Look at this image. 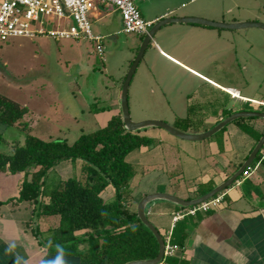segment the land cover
Here are the masks:
<instances>
[{
    "label": "crops",
    "instance_id": "1",
    "mask_svg": "<svg viewBox=\"0 0 264 264\" xmlns=\"http://www.w3.org/2000/svg\"><path fill=\"white\" fill-rule=\"evenodd\" d=\"M187 1L191 3L193 0ZM138 3L143 19L152 27L170 17L226 22L216 8L182 9L185 3L175 5V1L169 3L165 0H137ZM100 5L106 13L102 18L97 14L98 18L107 19L111 13H116L114 7ZM118 20L122 25L121 17ZM234 22L241 21H229ZM118 32L117 26L105 27L102 35L95 37H107L115 42ZM143 40L142 37L139 44H132L136 50L132 59L138 55ZM231 42L226 30L193 24H171L161 28L149 43L137 68V71L141 69L140 76H144L139 79L137 93L143 92L144 102L170 93L172 101L176 102V118L188 122L184 129L175 128L190 135L204 134L236 113L259 112V108L248 102L264 101L263 79L258 83L247 78L220 80L206 71L208 64L217 59L223 58L227 64H223L221 70L230 66L231 61L237 62L238 53L235 58L230 51ZM132 64L122 68L120 77L125 79ZM186 73L190 77H186ZM176 85L181 86L178 89ZM235 93L238 98L234 99L231 94ZM116 96L118 98V94ZM119 98L113 102L115 110L112 117L122 113L121 96ZM195 103L212 108L193 112ZM245 105L248 109L243 108ZM161 131L142 133L152 143L132 157L131 164L137 171L134 185L139 183L140 169L142 177L153 175L163 179L167 188L159 190L152 187L142 195L143 198L151 194H166L189 202L209 194L242 168L263 137L264 119L234 121L213 137L197 142L181 140ZM156 149L160 150L158 164L148 158ZM257 158L247 170V175L241 176L223 192V202L215 210L186 216L174 223V215L188 208L167 200H157L150 204H153L150 209L147 207V215L153 217L150 222L162 236L171 235L172 239L185 236L184 247L169 256L170 263L163 260L161 264H264V161ZM134 160L141 162L140 165H135ZM25 179V174L0 172V202L17 198ZM29 214L30 210L24 204L1 206L0 264H78L75 258L49 249L53 238L43 241L32 235L24 225V221L30 218ZM37 221L40 226L53 228L57 225L53 217ZM39 239L45 245H41Z\"/></svg>",
    "mask_w": 264,
    "mask_h": 264
},
{
    "label": "rangeland",
    "instance_id": "2",
    "mask_svg": "<svg viewBox=\"0 0 264 264\" xmlns=\"http://www.w3.org/2000/svg\"><path fill=\"white\" fill-rule=\"evenodd\" d=\"M166 1L169 3L175 1V5L185 3L182 9L216 8L224 17L226 22L223 23L226 24H230L229 21L264 24V0H193L191 3L187 0ZM137 5L140 9L139 3ZM115 12L111 13L109 18L102 20L106 9L96 2L95 10L89 14L94 36L102 35L105 27H118L119 32L115 35V42L107 37L102 40L103 55L97 51V42L68 38L57 41L49 37L48 32L68 31L74 24L72 20H58L55 17L43 18L44 25L41 26L45 31L43 36L34 39H15L6 43L0 40V95L29 110V113L13 127H4L0 123L1 153H10L17 144L23 146L27 136L47 141L66 140L74 143L82 133H92L112 118L115 110L113 102L121 96L120 88L123 87L126 79L120 77V72L136 59L137 55L134 60L132 59L133 53H136L132 44L136 42L139 44L142 37L144 39V36L124 33L123 24L121 25L118 20L121 15L117 10ZM97 14L101 15V18H98ZM226 33L233 43L230 51L234 56L238 53L239 62L233 60L230 66L221 70V66L226 62L223 58L217 59L214 64L212 62L208 64L206 71L220 80L230 78L229 80L235 81L247 78L252 80L251 82L263 81L264 70L261 69L264 65V31L248 28L240 31L226 30ZM228 69L229 72L226 73ZM140 72L141 69L137 71L130 86L129 106L132 120L160 121L174 128H186L188 122L180 121L175 116L178 113L174 108L176 102L172 101L169 92L159 98L147 99L145 104L143 92L137 93L139 79L144 78L143 74L140 76ZM185 76L190 77L189 73ZM262 83L264 87V81ZM176 86L179 89L181 85ZM158 99H161V102ZM211 108L210 105L193 104V112L202 109L209 111ZM243 108L247 109V105ZM260 109L264 112V108ZM25 123L27 126L24 125ZM152 130L162 132L161 129L152 127L143 129L142 133ZM159 151L156 149L148 158L157 163L160 158H158ZM137 152L139 151H135L127 158L129 163L133 162L132 157ZM134 163L139 166L141 162L134 160ZM157 164L155 166H158ZM73 174L78 178L83 177L80 163L74 171L71 166L59 168L52 173L51 179L56 181L60 176L68 177ZM142 176L139 169V183L134 185L135 178L134 183L132 182V196L135 200L133 205L136 207L143 199L142 195L150 189L154 187L159 190L167 189L163 179L155 178L153 175L146 178ZM103 197L106 200L113 198L112 189ZM152 205L148 208L150 209ZM40 219H44V216ZM148 219L153 221L150 215ZM39 230L41 231L39 237L43 241L50 240L57 234L49 225H41ZM164 260L171 262L169 257H165Z\"/></svg>",
    "mask_w": 264,
    "mask_h": 264
},
{
    "label": "trees",
    "instance_id": "3",
    "mask_svg": "<svg viewBox=\"0 0 264 264\" xmlns=\"http://www.w3.org/2000/svg\"><path fill=\"white\" fill-rule=\"evenodd\" d=\"M28 113L27 108L0 95V123L4 126L13 127ZM151 141L142 130L129 132L122 113L113 116L106 126L82 133L74 143L27 136L23 146L17 144L10 153L0 152V172L26 177L18 197L0 202V208L26 205L30 218L24 225L36 238L41 234L36 219L55 218L57 225L52 230L57 234L48 247L75 258L78 264L154 260L159 255V244L138 218L131 189L137 171L127 161L135 151L149 147ZM257 157L264 161L262 153ZM79 163L82 178L73 174L52 181V173L59 168L71 166L74 171ZM110 189L113 198L106 200L103 195ZM162 237L165 240L167 236ZM184 241L185 236L174 237L172 244L178 243L179 250ZM39 243L45 245L41 240Z\"/></svg>",
    "mask_w": 264,
    "mask_h": 264
},
{
    "label": "built area",
    "instance_id": "4",
    "mask_svg": "<svg viewBox=\"0 0 264 264\" xmlns=\"http://www.w3.org/2000/svg\"><path fill=\"white\" fill-rule=\"evenodd\" d=\"M109 5L118 10L123 23V32L146 36L152 26L146 22L137 6V0H0V40L7 42L15 39H34L45 35L41 28L43 18L55 17L58 20H72L73 25L68 31L48 32V36L55 40L86 39L97 42V51L104 54L101 45L102 37H95L89 20V14L95 10V3ZM232 98L238 95L231 94ZM257 108H264V101L248 102ZM264 155V147L261 152ZM247 175V171L242 175ZM224 199V194L202 204L189 207L174 215L173 222L183 220L186 216H196L198 213H208L219 208ZM164 258L172 256L178 247L172 244L171 235L164 240Z\"/></svg>",
    "mask_w": 264,
    "mask_h": 264
},
{
    "label": "water",
    "instance_id": "5",
    "mask_svg": "<svg viewBox=\"0 0 264 264\" xmlns=\"http://www.w3.org/2000/svg\"><path fill=\"white\" fill-rule=\"evenodd\" d=\"M171 24H193V25H199V26L209 27L213 29L228 30V31H240V30H244L248 28H258L264 31V24L252 23V22H247V23L239 22V23L226 24V23H218V22L209 21V20L202 19V18L180 19V18H173V17L165 18L157 22L149 30L148 35H146V37L144 38L143 43L138 52V55L136 59L134 60L133 64L131 65L127 73L126 79L124 81V84H123L122 94H121V112H122L125 128L129 132H137V131H140L146 128L155 127V128H159V129H162L168 132L170 135L178 139L185 140V141H191V142H197V141L207 140L213 137L214 135L222 131L225 127H227L229 124L239 119H246V118L264 119V113H261V112H239L225 119L220 124H218L216 127H214L212 130L204 134H200V135H190V134L183 133L177 130L176 128L170 126L169 124L160 122V121L146 120L142 122H134L132 120L131 113H130V106H129V91H130L132 80L136 74L137 68L142 58L144 57L145 51L148 48L149 43L154 38L155 34L161 28L171 25ZM263 147H264V135L262 139L260 140V142L258 143V145L256 146V148L254 149V151L249 156L246 163L242 166V168L226 183L217 187L216 189L211 191L209 194L203 196L202 198L187 202V201L178 199L174 196L166 195V194H151V195L145 196L141 200V202L138 204L137 215L140 221L154 234L155 238L157 239V242L159 244V255L154 260L136 261V262H130L127 264H161L164 260V250H165L164 239L162 235L159 233V231L157 230V228L148 219V215L146 213V209L148 205H150L151 203L157 200H167L175 204H178L179 206L189 208V207H193V206L209 201L210 199L214 198L218 194L223 193L225 190L230 188L235 182H237L238 179L248 169H250L251 165L254 163V161L256 160L257 156L259 155Z\"/></svg>",
    "mask_w": 264,
    "mask_h": 264
},
{
    "label": "bare ground",
    "instance_id": "6",
    "mask_svg": "<svg viewBox=\"0 0 264 264\" xmlns=\"http://www.w3.org/2000/svg\"><path fill=\"white\" fill-rule=\"evenodd\" d=\"M237 95V93H235Z\"/></svg>",
    "mask_w": 264,
    "mask_h": 264
},
{
    "label": "clouds",
    "instance_id": "7",
    "mask_svg": "<svg viewBox=\"0 0 264 264\" xmlns=\"http://www.w3.org/2000/svg\"><path fill=\"white\" fill-rule=\"evenodd\" d=\"M152 27V26H151ZM146 37V36H145Z\"/></svg>",
    "mask_w": 264,
    "mask_h": 264
}]
</instances>
